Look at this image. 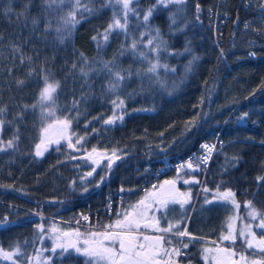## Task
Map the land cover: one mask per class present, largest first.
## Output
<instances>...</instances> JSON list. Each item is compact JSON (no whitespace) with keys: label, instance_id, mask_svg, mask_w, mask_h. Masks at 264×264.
Listing matches in <instances>:
<instances>
[{"label":"trees","instance_id":"1","mask_svg":"<svg viewBox=\"0 0 264 264\" xmlns=\"http://www.w3.org/2000/svg\"><path fill=\"white\" fill-rule=\"evenodd\" d=\"M26 3L0 0V108L6 109L0 138L6 144L19 135L15 148L0 152V248L11 253L19 243L23 253L13 263L0 264H31L30 258L48 245L47 236L54 227L90 233L73 224L78 212L90 215V227L114 224L119 201L120 213L127 211L154 190L144 185L146 177L168 163L186 160L207 141L221 142L204 180L209 191L194 199L188 212L176 209L166 213L163 221L165 226L178 223L173 233L186 230L194 238L184 248L177 236H168L171 246L183 251L180 261L202 264L205 247L222 241L226 223L235 212L228 203L215 199L227 190L235 193L243 219L249 220L248 201L264 215V181H257L264 176L263 0H187L178 18L181 27L186 25L183 31H169L168 9L154 12L150 24L168 42L160 62L175 68V72L160 69L165 88L135 74L145 64L127 46L136 38L138 50L146 51L139 45V34L146 31L138 26L141 20L130 15L129 38L113 31L105 44L100 34L111 22L113 10L105 0H92L94 13L82 19L78 16L80 22L61 41L55 19L53 29L45 31L52 15L42 11V0H31L27 11ZM153 3L138 0L133 7L146 9ZM197 4L204 11L199 20ZM9 6L11 11H7ZM210 12L216 19L210 18ZM33 19L38 23L34 25ZM186 47L190 51L185 52ZM252 52L256 57L250 56ZM193 56L199 59L186 73ZM103 61H115L120 69L133 72L118 93L109 91L112 77L103 70ZM82 67L87 76L81 74ZM41 69L48 71L50 81L60 82L51 120H71L73 147L64 141L37 156L42 121L39 107L32 105L43 87ZM117 95L124 101L123 108L112 104ZM114 113V122L105 123ZM77 137L83 138L80 143ZM98 161H102L100 166ZM179 172L173 170L165 177L177 180ZM183 184L179 182L182 191ZM34 212L48 214L52 220L40 219ZM40 224L45 231L38 235ZM254 231L259 237L264 230L254 226ZM238 245H243L240 239ZM88 259L72 251L58 252L48 264H86Z\"/></svg>","mask_w":264,"mask_h":264},{"label":"snow or ice","instance_id":"2","mask_svg":"<svg viewBox=\"0 0 264 264\" xmlns=\"http://www.w3.org/2000/svg\"><path fill=\"white\" fill-rule=\"evenodd\" d=\"M106 6H110L113 10L111 22L104 29L102 36L103 42L106 44L109 37L113 31H117L125 36L127 40L129 38V16H134L138 20L142 21V25L146 31L139 34V45L140 48L146 49V51L138 50V41L136 38H132L131 42L127 46V50L132 52L142 63L145 64L143 71H136L137 76L146 78L149 84L158 85L160 88L166 87V81L161 78L160 69H164L165 72H175V68H170L166 63L162 64L160 62V53L162 51H168V42L163 38L160 33L159 28H153L150 24V19L152 18L154 12L158 9H168L169 10V31H183V27L180 26L178 18L183 13V5L187 3V0H154V3L147 7L146 9H137L133 7L134 0H105ZM138 2V0H135ZM31 4V0H27L25 4V11ZM92 0H42V11L46 14H51L52 19H48L45 24V31H50L53 29V19H55V31L58 33L61 41L68 38L71 35L72 30L80 22V19L84 18L85 15L93 14L94 9L91 7ZM172 6V7H170ZM7 11H11L9 6ZM200 6L197 4V20H199ZM24 13H21L23 15ZM78 16L80 19H78ZM32 23L35 25L38 23L37 19H33ZM248 27V25H245ZM148 36L147 41H144V37ZM93 40H97V37H93ZM97 48L101 47V43L97 42ZM190 51L189 48H185V52ZM182 55L183 53H169ZM84 65L87 66L88 61L83 58L81 54ZM30 59V58H29ZM199 57L193 56L192 59L185 66V72L188 73L192 70L193 63L198 60ZM103 70H106L112 79L109 82V91L113 93H118L119 88L122 86L123 81L130 79L133 75L131 69L124 70L120 69L115 61H103ZM73 68L76 67L75 64L72 65ZM43 87L39 90L37 103L32 105L35 109L39 107L42 128H41V138L40 143L36 145L35 155H42L41 145H46L48 143L59 144L60 140H66L69 147H73L71 135L69 134V129L71 127V120L65 117L63 120L51 118L55 117L56 109V99L57 92L60 88L59 81H50L49 73L46 69H41ZM82 75L87 76L89 73L82 67L80 69ZM18 84H23L24 81H18ZM119 101V103H117ZM74 101V107L76 106ZM112 104L115 107L123 108L124 101L116 96V99L112 100ZM6 111L5 108H0V130H2L4 125V119L2 118L3 112ZM22 115V114H21ZM247 116V113L244 114ZM116 118V113L113 114V118L105 120V123L111 124ZM123 117L120 116V119ZM44 121H50L46 125L43 124ZM186 130H190V127L186 125ZM161 135H163L161 133ZM82 137H77L76 143H80ZM19 140V135H15L13 139L8 140L5 144L2 138H0V152L6 151L7 149H12L16 147V143ZM204 149L207 150V155L198 158L199 163H205L209 158L210 154L215 148V145H202ZM93 152L96 151L94 148ZM115 155V153H113ZM233 161L238 160V157H233ZM111 164L107 165L110 168ZM235 166V165H233ZM184 168L185 165H181ZM187 168L196 170L193 167L192 161L189 160L186 165ZM199 167V164L196 166ZM91 175V172L88 173ZM257 181H264V176H258ZM189 180H184V183H190ZM198 182V181H197ZM176 181L165 180L162 185L157 189V185H152L153 189H157L153 192H146V195L141 199L138 204L130 205L131 211H124L117 214V219L114 224L105 226V231L101 233L90 232L86 235H82L77 229L73 233V239L68 243L61 242L58 238H53V247L51 249H41L39 252L52 251L55 253L56 249L62 250L61 255L68 251L71 247L74 249L75 253L81 254L88 257L86 264H176L174 257H179L181 251L175 247H166L165 245H171V237L166 235H150L140 233V229L150 228L154 232L158 233H172L174 236L183 237L190 235L186 230H178L175 233L172 232L173 228H178V225H173L169 223L167 227H159V222L156 221L154 224L146 223L147 210L151 208L154 203H167L169 201L173 203H180L183 205L187 202L190 197V193H181L175 188ZM164 185H170L171 187L166 189ZM123 191V189H121ZM219 189H217L218 191ZM204 192H208L209 189L204 188ZM235 193L231 189L223 193V198L228 200L234 198ZM150 201V203H148ZM209 202V201H206ZM234 202V201H233ZM143 206V207H141ZM110 207V205H109ZM239 207V205H236ZM246 207L249 209L248 216L250 222L245 224L239 231V236L242 240V244L246 246L247 249H253L260 253H264V231H261L259 238H257L256 232L252 230L251 221H255V227L264 230V215H262L256 208L252 207L251 201H248ZM122 217V218H121ZM87 220V217H84ZM38 235L44 233V227L42 224L38 225ZM64 236H68L69 233H63ZM220 239L222 241H231L234 245L237 239V232L235 228V220L229 218L226 223V227L223 230V234ZM40 241L42 243L43 236H40ZM27 243V242H25ZM178 243H183V247L187 248L188 243L183 241H178ZM205 252L211 251V249H204ZM220 252H225L228 256L236 257V252L234 249L229 248H219ZM0 254L8 256L23 255L21 252L20 244L17 243L13 248L11 253H4V250L0 248ZM30 259L36 260L38 264H41V256L37 254ZM50 258H44L42 264H47ZM247 260L244 254H240L238 257L239 262H245ZM232 264H238L236 260H233ZM252 264H256L253 260Z\"/></svg>","mask_w":264,"mask_h":264},{"label":"rangeland","instance_id":"3","mask_svg":"<svg viewBox=\"0 0 264 264\" xmlns=\"http://www.w3.org/2000/svg\"><path fill=\"white\" fill-rule=\"evenodd\" d=\"M134 2H135V0H134ZM69 134L72 137L71 127L69 129ZM64 141H66V140L62 139V140H60L59 144L48 143L46 145H41V149L40 150L42 151L43 154H45L52 147L58 146ZM213 145H215V149L211 152L210 158L206 161V165H204L203 163L200 164L199 163V159H198L199 157H195L191 161H192L193 167L196 170L187 168L186 167L187 163L183 164V165H185L184 168L179 167V168L175 169V171H180L178 173V177H176L177 180L173 179L174 181H176V184L179 185L180 181L184 183V180L191 181L190 183L183 184L185 186V189L183 191H181V193H190V197L187 199V202H185L183 205H181L180 203H173L171 201H169L167 203H164V204H161V203L152 204L151 208H149L147 210L148 219H146V221H145L146 223L154 224L156 221H158L159 222V227L164 228V227H167V226L163 225V223H164L163 221H166V220H164V217L166 216V213L171 214L170 212H176V209H181L182 210L181 213L184 212V210L185 211L187 210V212H188V209H190V207L192 206V203L196 199H198V197L201 194L204 193L203 189L206 188L204 180H205L206 175H207V173H208V171L210 169V166H211L210 165L208 168H206V166L208 165V162H210V160H211V162H213V159L216 157V155L220 151V148L217 147L216 143H214ZM215 151H216V154H215ZM212 153H214V154H212ZM201 154L204 155V156L207 155V150L204 149V151H202ZM188 158H190V157H188ZM101 164H102V161H98L97 162V166H100ZM169 164L170 163H168L167 166ZM198 164H199V167L197 168L196 166ZM167 166H165L163 168H166ZM167 179H168V177H164L163 178V183ZM157 189H154V190H152L150 192L156 191ZM195 190L197 192H195ZM145 195L141 199H143L145 197ZM194 195H197V196L194 198ZM215 201L216 202H219V201L220 202L221 201L222 202H226V203H228V205L231 206V208L234 209L235 215H234L233 219L235 220V228H236V232H237V239H236L234 245L231 243V241H226L225 240V241H221L219 243H211V245L206 246L205 249L206 248L207 249H211V251H208V252L204 251V253L201 255L200 259H201L202 264H232L233 260H236L238 262V264H252L253 260L256 261V264H264V253H260L258 251L253 250V249H247L246 246L243 247L244 245H238L239 239L241 240V238L239 236V231L245 224H248L250 222V218H249L248 215H246V218L249 219V220H245V219H243L244 217H241V214H242L241 205L238 204V201L236 200L235 196H234V198H230L228 200H225L223 198V194H220L219 196H217ZM148 203H150V201H148ZM136 204H138V203H132L131 205H136ZM121 205H122V203L119 204V206H120L119 210H118L119 213H120V210H121ZM236 205H239V207H236ZM141 207H143V206H141ZM127 211H131V209L129 208ZM34 215L39 217L40 219H47V220L50 219V220H52L51 216H49L48 214L35 213L34 212ZM169 216L171 217L172 215H169ZM184 219H185V217H182L181 221H179L180 222L179 224H181V225H179V227L182 226V223L184 222ZM251 223L253 225L252 230L254 231V226H255L256 222L252 221ZM171 224H172V222H171ZM177 224L178 223H173V225H177ZM167 225H168V223H167ZM81 228H83L84 230H87L88 232L101 233V232L105 231V228L96 229L95 227H91V228H89V227H80L79 229H81ZM61 229L62 228L58 229V227H54L52 229V231H50L51 233L47 237H49L51 241L49 240L48 245L46 247H43L42 249H44V248L51 249L53 247V238H58L61 242H65V243H68L69 241H71L73 239V235L72 234L75 233V231H73V232H71V231H63ZM139 231H140V233L150 234V235H166L167 237L169 235H171V233L163 234V233L154 232V231H152V229L144 228L143 226L141 227V229ZM65 232L69 233V235L68 236H64L63 233H65ZM84 235H86V234H84ZM257 238H259L258 235H257ZM178 239H179V241L186 242V241L194 239V238H192L190 235H188V236L178 237ZM165 246L166 247H172L171 245H169V246L165 245ZM219 248H229L230 250L234 249L237 255H236V257H231L230 258L227 253L220 252ZM177 249H179V248H177ZM179 250L181 251V255L179 257H174V259L176 260V264H184V263H182L180 261V258L183 255V251H182V249H179ZM49 251H43L42 253L41 252L39 253L40 256H41V264H42L44 258H50L51 255L56 254L58 252H62V250L59 249V248L56 249L55 253L50 251V254H49ZM70 251L75 253L74 249H72L71 247H69L68 251L65 252V253H68ZM76 254H78V253H76ZM240 254H244L246 256L247 260L245 262H239L238 261V257H239ZM78 255H81V254H78ZM15 257H16V255L15 256H11L9 258L8 256L0 254V261L13 263ZM48 263H49V260H48L47 264ZM31 264H38V262L36 260H32Z\"/></svg>","mask_w":264,"mask_h":264},{"label":"built area","instance_id":"4","mask_svg":"<svg viewBox=\"0 0 264 264\" xmlns=\"http://www.w3.org/2000/svg\"><path fill=\"white\" fill-rule=\"evenodd\" d=\"M203 12L204 11L202 9H200L199 16L201 18L203 17ZM209 15H210V18H215V13L214 12H210ZM217 22H218V20H217ZM250 56L251 57H256L254 52H252L250 54ZM214 143L215 142H208V141L201 143V145L199 146L198 151L195 154L191 155L190 158H187L186 160H183V161L170 163L166 168H162L161 170H157V171L153 172L150 177H146L143 180L144 185H147V184L157 185V188H159V186L162 185V183H163V178L166 175H168L171 171L175 170L176 168H179L181 165L187 163L189 160H192L195 157H199V158L203 157L204 155L201 154V152L204 151V148L202 147V145H204V144L213 145ZM216 145H217L218 148H220L221 142L217 141ZM212 154H214V153H212ZM215 154H216V151H215ZM210 162H211V160H210ZM210 162H208V165L206 166V168H208L211 165L212 162L211 163ZM203 164L206 165V162L203 163ZM121 203H122L121 201L118 202V204H121ZM84 217H87L88 219L85 220ZM75 218H77L76 221L73 223L75 226H78V227H89V228L92 227V226L90 227V225L88 226L89 221H91L90 215L84 214L83 212H78V214L75 216ZM96 229H98V228H96Z\"/></svg>","mask_w":264,"mask_h":264},{"label":"water","instance_id":"5","mask_svg":"<svg viewBox=\"0 0 264 264\" xmlns=\"http://www.w3.org/2000/svg\"><path fill=\"white\" fill-rule=\"evenodd\" d=\"M261 10L264 12V0H263V3H262ZM164 187H165L166 189H168V188H170L171 186H170V185H164ZM175 188H176L179 192L182 191V189L180 188V186H179L178 184H176V183H175Z\"/></svg>","mask_w":264,"mask_h":264}]
</instances>
